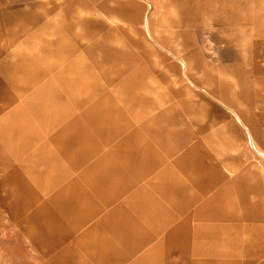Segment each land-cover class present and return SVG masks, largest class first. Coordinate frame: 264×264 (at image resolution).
<instances>
[{
	"label": "rangeland",
	"instance_id": "374dc122",
	"mask_svg": "<svg viewBox=\"0 0 264 264\" xmlns=\"http://www.w3.org/2000/svg\"><path fill=\"white\" fill-rule=\"evenodd\" d=\"M63 3L47 0L29 45H80L81 95L111 92L80 98L75 186L0 178L32 186L5 195L42 222L48 242L30 249L59 244L61 264H264V0Z\"/></svg>",
	"mask_w": 264,
	"mask_h": 264
},
{
	"label": "crops",
	"instance_id": "0c3cea01",
	"mask_svg": "<svg viewBox=\"0 0 264 264\" xmlns=\"http://www.w3.org/2000/svg\"><path fill=\"white\" fill-rule=\"evenodd\" d=\"M35 1L45 5L42 11L33 8ZM63 2L65 7L80 5V0ZM47 17V0H0V163H8L7 174L0 173V178L22 170L27 180L56 179L51 192L61 193L60 188L75 186L80 172V98L110 97L111 90H84L86 93L81 95L80 45H29L27 39L47 25ZM87 46L88 58L95 56L96 45ZM35 49L38 52L32 53ZM95 106L91 101L83 111L90 112ZM101 162L94 159L85 171L97 173ZM24 188L20 191L0 186V257L14 264H33L32 259L37 258L43 260L34 264H61L59 258L65 251L59 250V244L53 250H34L27 244L40 242L41 247L48 240L32 233V227L42 222L33 218L30 202L5 197L12 193L33 194L31 185L24 184ZM39 204L34 209L41 210L44 203ZM18 209L29 212L17 214Z\"/></svg>",
	"mask_w": 264,
	"mask_h": 264
}]
</instances>
